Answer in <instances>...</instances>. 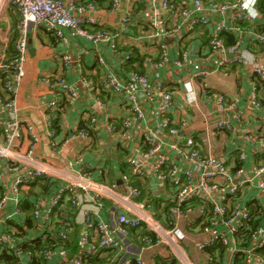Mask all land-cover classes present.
<instances>
[{"label": "built area", "instance_id": "built-area-1", "mask_svg": "<svg viewBox=\"0 0 264 264\" xmlns=\"http://www.w3.org/2000/svg\"><path fill=\"white\" fill-rule=\"evenodd\" d=\"M141 1L142 3L138 0H112V10L123 27L138 28L139 34H132L135 41L157 50L158 56L150 61L151 72L123 68L122 72L125 76H119L107 71L100 85L92 78L82 76V82L88 92L96 95L95 100L98 105L105 106L99 94L114 92L124 97L127 115L120 123L122 125L120 133L123 138L130 136L134 126L145 119L144 101L150 105L154 117L160 121L163 128L168 129L172 136L180 135V128L176 126L174 118L170 115L174 96L172 87L159 73L152 72L153 69L161 68L170 62L166 39L171 34L177 36L178 43L181 44L185 39H192L196 29L201 28L208 40V54L225 55L218 63V68L224 71V74H227L226 68L252 62L251 71L255 76V85L252 89L251 104L254 107L261 106V91L262 88L264 89V29L249 36L248 42L243 36L245 28L242 25V22L252 21L260 15L257 7L259 0ZM11 2L19 12V20L15 29L14 55L0 62V73L4 72L5 79L1 82L0 114L9 111L13 115L16 111L17 86L25 76L30 32L36 27H45L64 44H68L70 36L96 46L106 44L118 55L123 65L132 63L133 51L120 48L119 33L109 29L100 18L101 6L96 0H11ZM134 11L146 20L145 26L134 15ZM229 13H232L231 19L226 20V15ZM215 16L219 19L214 22L212 18ZM226 33L235 35L233 43H227L224 36ZM252 46L254 49L262 48L263 63L248 60L247 55L255 58ZM230 53L235 55L229 56ZM189 56L190 50L182 46L174 64L184 67ZM70 61L71 56L64 54V65L68 66ZM97 63L103 68L107 67L104 55L100 54L97 57ZM215 71L219 70L215 69ZM213 73L214 71L201 69L191 72L190 77L200 82L205 97L215 104L216 109L225 112L231 106L228 97L210 90L208 81ZM66 78L60 75L52 82L49 79L46 81L51 82L52 90L61 98V94L72 99L77 98V90ZM51 105L52 108L60 110L64 107L61 102L57 103V100L51 101ZM51 119L53 120L54 117ZM96 121L97 118L92 116L87 129L77 130L72 136L90 138L91 127ZM115 123L117 122L110 124L112 130L116 129ZM0 125L8 145L21 141L24 132L29 133L34 144L39 141L33 128L14 116L5 124L3 121L0 122ZM215 126L228 132L237 131L234 124L226 119L217 121ZM57 134L52 121L50 136L56 139ZM141 140L148 146L145 151L146 158L159 154L153 163L156 176L174 190V197L169 201L166 209L169 223L166 235L162 232L163 227L151 215L132 216L121 212L111 221H106L102 217L101 200L107 190L118 188L116 183L108 187L105 184L96 186L92 182L87 184L72 182L54 187L50 200L45 205L40 198L32 202L33 208L29 214L32 226L29 227L27 219V225L23 226L24 228L19 227L25 230L24 234H21L18 228L10 226V219H0V264H34L36 260L47 263L53 258L56 247H45L42 251H34L24 247V244L39 238L56 239L67 244L71 241V235L78 224L81 226L79 231L81 248L65 264H89L91 257L106 250L113 251V254L103 264H147L141 256L125 257L122 260L125 246L129 244V248L132 240L134 243L137 242L131 231L141 230L146 226L158 237L153 240L142 235L140 236L142 242L147 244L167 242L169 245L179 246L178 241L182 235L180 220L187 217L197 205L200 206V213L191 221V230L208 232L216 223H220L224 228L223 231L199 243L198 248L201 251L219 245L226 248L223 258L220 257L219 252L215 255L209 254L205 264H236V259H241L242 264H264L258 253L264 248V220L260 227L252 231L253 238L249 246L243 247L241 244L243 233L250 228L251 221L256 219L248 206L250 202L247 203L244 198L256 189L264 194V136L257 137V142L263 146L261 159L254 163L253 175L244 179L242 176L245 174V168L237 167L235 161L238 158L242 163L244 162L246 155L243 151L228 163L210 152H204L195 137L187 136L182 142L176 140L168 144V147L189 165L186 166L171 155L160 153L165 143L157 133L144 131ZM127 164L130 166V172L121 176L126 189L125 197L135 199L142 191L132 185V180L145 175V166L135 157H129ZM0 171L16 176L12 186L14 214L23 213L22 187L39 183L46 173L45 170L41 167L21 168L11 158L7 148L0 146ZM53 182L50 179L49 184ZM92 188H95V191H92ZM244 193L248 195L242 201ZM7 199L6 195L0 198V211ZM261 207L264 211V204Z\"/></svg>", "mask_w": 264, "mask_h": 264}, {"label": "crops", "instance_id": "crops-1", "mask_svg": "<svg viewBox=\"0 0 264 264\" xmlns=\"http://www.w3.org/2000/svg\"><path fill=\"white\" fill-rule=\"evenodd\" d=\"M96 1L101 6L99 16L105 25L119 33L120 48L132 50L133 56L137 53L139 60L135 59L132 63L123 65L118 55L106 44L96 46L85 40L74 39L72 36L68 44H64L43 26L31 30L25 64L26 72L17 86L16 111L13 115L9 111L0 114V122L3 121L5 124L13 116L20 122L23 120L33 128L39 141L34 144L29 133L24 132L21 141L8 145L0 125V146L7 148L11 158L21 168L41 167L46 173L39 183L22 187L21 202L24 212L14 214L12 186L16 176L0 171V198L5 195L8 197L0 211V219H10V226L24 228L23 226L27 225V219H31L29 214L32 211V208L26 209V205L30 202L32 205L36 198H40L45 205L49 202L53 188L56 186L72 182L83 184L92 182L96 186L105 184L109 187L116 183L118 188L109 189L104 197L102 196V217L106 221H111L117 213L121 212L132 216L151 215L163 227L162 232L166 235L169 227L166 209L169 201L174 197V190L156 176L153 163L159 154L146 158L145 151L148 146L141 140L142 133L144 131L157 133L165 143L160 153L171 155L176 161L186 166L189 165L183 162V159L168 147V144L176 140L182 142L187 136L195 137L204 152H210L228 163H231L233 158L243 151L246 159L243 163L241 162V166L245 168V174L242 177L243 179L251 177L254 163L261 159L260 153L263 147L257 142V137L264 136V89L262 88L261 91V106L254 107L251 104L252 89L255 85V76L251 71L252 62L245 65H233L226 68L227 74H224V71L218 68V63L225 55L208 54V40L201 28L196 29L192 39H185L181 44L178 43L177 36L171 34L166 39L170 62L161 68L153 69L152 72L159 73L172 87L174 96L170 115L174 118L176 126L180 128V135L172 136L168 129L163 128L160 121L154 117L150 105L144 101L145 119L134 126L130 136L123 138L120 133L122 127L120 123L127 115L124 97L114 92L99 94L105 106L98 105L95 100L96 95L88 92L82 82V76L92 78L100 85L107 71L119 76H125L122 72L123 68L151 72L150 61L156 59L158 53L156 49L147 44L141 45L132 38L133 33L139 34L138 28L123 27L119 23L118 16L112 10V0ZM138 2L142 3L141 0ZM134 15L141 24L144 26L147 24L142 15L136 11ZM231 15L232 13L227 14L226 20H230ZM217 19H219L217 16L212 18L214 22ZM18 20L19 12L11 0H0V62L14 55L15 29ZM245 22L247 25L242 23L245 28L243 36L248 39L253 33L263 29L264 14ZM182 46L190 50V56L184 67H178L174 64V60L180 55ZM251 49L254 51L255 58L247 55L248 60L263 63L262 48L254 49L252 46ZM64 54L71 56L68 66L64 65L62 57ZM100 54L106 58V68L97 63V57ZM234 55V53L229 54V56ZM201 69L214 71L208 83L211 91L228 97L231 106L225 112L218 111L215 104L205 97L200 82L191 79V72ZM60 75L66 76L67 81L75 87L78 92L77 98L72 99L60 93L61 98L52 90L51 82ZM47 79L51 82L46 81ZM53 100L63 104L62 110L52 108ZM92 116H95L97 121L91 127V137H73V132L81 129L83 122L87 123L85 127L89 126ZM51 117L54 119L52 120ZM55 119H58V134L56 139H53L50 132L51 122ZM224 119L234 124L237 129L235 133L216 128V122ZM112 122H117L115 130L110 128ZM129 157L142 161L146 171L143 177L132 180V185L142 191L141 195L135 199L125 197V184L121 179L123 174L130 172V166L127 164ZM50 179L54 181L51 184H49ZM91 190L95 191V188ZM242 195L243 201L248 194ZM244 200L250 204L255 201L262 206L264 194L256 189ZM24 201H26L25 205ZM199 213L200 206L197 205L187 217L181 218L182 235L178 241L179 246L169 245L167 242L144 243L139 235L140 229L132 230L131 233L137 242L134 243L132 240L129 248V244L125 246L122 260L125 257L141 256L147 264H157L158 258L169 261L175 259L179 264H205L209 253L201 251L198 248L199 243L223 231L224 228L220 223H216L208 232L191 230V221L195 220ZM80 228L79 224L76 225L70 243L56 247L53 258L44 264H65L70 260L81 248ZM75 234H77L76 251L72 248ZM155 237L158 235L156 234ZM162 237L165 236L162 235ZM159 239L161 240V235ZM125 242L128 243L127 240ZM258 253L264 260V248ZM110 257L111 255L107 256V258Z\"/></svg>", "mask_w": 264, "mask_h": 264}, {"label": "trees", "instance_id": "trees-1", "mask_svg": "<svg viewBox=\"0 0 264 264\" xmlns=\"http://www.w3.org/2000/svg\"><path fill=\"white\" fill-rule=\"evenodd\" d=\"M257 7H258V10H259L260 16L263 15L264 14V0H259ZM242 23L244 25H247L246 22H242ZM263 29H264V26H263ZM224 36L226 37V40H227L228 44L233 43L234 40H235V38H234V36L232 34L226 33V34H224ZM138 56L139 55L136 53V55L133 56V60L131 62L135 61V59L139 60ZM2 81H5L4 72L0 73V84H1L0 85V93H2V83H1ZM57 120L58 119H55L53 121V126H54V128L56 130H57V127H58ZM86 124H87L86 122H83L81 124L80 128L81 129H83V128L87 129L88 125L85 127ZM57 132H58V130H57ZM235 161H236V166L237 167L241 166V161L238 158ZM33 184H35V183H33ZM30 185H32V184H30ZM26 201H24V205H25ZM168 205H167V207H168ZM248 206L251 209V211L253 212V215L255 216L256 219H255V221H251L250 228L246 229V231L243 233L244 237L242 238V241H241V244H242L243 247L249 246V243H250V241L253 238V232L252 231L256 230L258 227H260L262 225L263 220H264V211H263V208L260 205L256 204L255 201H252V203L251 204L249 203ZM26 207H25L26 209L33 208V206L31 205V202H30V204L28 203L26 205ZM22 209H23V207H22ZM29 219H28V225H29V227H31L32 226V222ZM18 230L21 232V234L25 233V230L22 229V228H18ZM136 230L137 229H135V231ZM138 231H139V235H141V236L142 235L143 236H148V237L152 238L153 240L156 238L155 237L156 234L152 230L147 228L146 226H144L141 230H138ZM76 237H77V234H75L74 239L72 240V248H73L74 251H76V249H77V244H76V239L77 238ZM62 245H66V243L62 242L60 240H56V239H49V238L48 239H42V238H39V239L33 240L31 243H25L24 247H26L28 249H32L34 251H42V249H44L45 247L54 248V247H59V246H62ZM225 250H226V248L223 245H219L217 247L209 248V250H207V252L209 254H212V255H215L216 252H219L220 257L223 258ZM103 253H105L104 256H102ZM112 254H113V251H111V250L102 251V252L96 254L95 256L91 257L90 261H89V264H103L106 261L107 256L109 257V255H112ZM235 263L236 264H242V261H241V259H236ZM34 264H44V263H43L42 260H40V261L36 260ZM157 264H179V263H177V260H175V259H172L171 261H169V260L164 259V258H158L157 259Z\"/></svg>", "mask_w": 264, "mask_h": 264}, {"label": "rangeland", "instance_id": "rangeland-1", "mask_svg": "<svg viewBox=\"0 0 264 264\" xmlns=\"http://www.w3.org/2000/svg\"><path fill=\"white\" fill-rule=\"evenodd\" d=\"M63 56H64V55H63ZM63 56H62V57H63ZM186 248L191 252V250L188 248V246H186Z\"/></svg>", "mask_w": 264, "mask_h": 264}]
</instances>
